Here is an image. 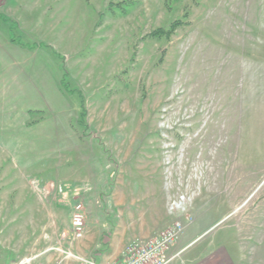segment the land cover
Listing matches in <instances>:
<instances>
[{
    "label": "rangeland",
    "instance_id": "obj_1",
    "mask_svg": "<svg viewBox=\"0 0 264 264\" xmlns=\"http://www.w3.org/2000/svg\"><path fill=\"white\" fill-rule=\"evenodd\" d=\"M263 150L264 0H0V264L75 204L133 217L114 264L176 224L168 264H264Z\"/></svg>",
    "mask_w": 264,
    "mask_h": 264
},
{
    "label": "crops",
    "instance_id": "obj_2",
    "mask_svg": "<svg viewBox=\"0 0 264 264\" xmlns=\"http://www.w3.org/2000/svg\"><path fill=\"white\" fill-rule=\"evenodd\" d=\"M261 152L263 154L264 150ZM73 207L74 206L71 207L70 217L73 211ZM259 210L261 211L259 215L254 214L248 216L249 220L252 221L249 224L250 230L246 231L247 233H251L249 237L250 240H252L253 237L259 235L262 229H264V204L260 206ZM130 222L132 223L129 226ZM133 222L134 220L133 217L131 216L129 222L127 223V227L129 228V232H130L128 236H126L124 233L119 238L112 237L111 240H109L107 237L103 239L104 233L101 229L102 228L101 223H100V229H97V227L92 224L89 225V223H86V230L81 239L73 240L71 235L70 238H67V240L65 241L64 239L66 235L63 234L61 237L63 239V246L58 245V247H52L42 252H39L37 250L38 247H33L30 249H26V247L24 246L19 247V249L10 248L4 251L10 253V260L4 264H17L16 262H18L19 260L22 261L24 259H28L30 261L28 264H77L76 261H74L71 258L64 259L63 254H61L56 249H60L62 251H70L74 255L91 258L99 264H114L118 262V259L121 258L123 249L125 245L128 243L129 240L128 238L137 236V234L140 233V232L138 233L135 232L136 228L138 227ZM257 222L259 223L258 225ZM257 226H259L258 231L256 229ZM14 234H16V232L11 231L9 233V237H10L9 243L11 245H14L17 240L14 239L16 238ZM148 235L149 234H145L144 237ZM182 252L180 256L182 255ZM180 256H179V261L182 260ZM245 259H246L245 260L246 264H258L255 263L252 257L250 258V262L249 260L247 261V257H245ZM258 260L260 261V259ZM172 264H179V263L173 262Z\"/></svg>",
    "mask_w": 264,
    "mask_h": 264
},
{
    "label": "built area",
    "instance_id": "obj_3",
    "mask_svg": "<svg viewBox=\"0 0 264 264\" xmlns=\"http://www.w3.org/2000/svg\"><path fill=\"white\" fill-rule=\"evenodd\" d=\"M184 198L180 197L177 201L171 203L172 208L178 209L184 204ZM84 208L82 204H75L71 214L70 226L72 229V239L79 240L85 232ZM183 233V226L176 224L170 230L162 233L157 238L151 240L144 245L131 243L124 252V260L122 264H168L169 260L165 258L164 251L174 244L177 238ZM63 254L64 259L71 258L77 264H99L91 258H86L72 254L70 251H62L56 249ZM30 261L24 259L18 264H28Z\"/></svg>",
    "mask_w": 264,
    "mask_h": 264
}]
</instances>
